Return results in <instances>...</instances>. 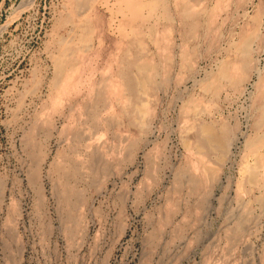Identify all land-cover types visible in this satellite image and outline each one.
I'll list each match as a JSON object with an SVG mask.
<instances>
[{
    "label": "rangeland",
    "instance_id": "1",
    "mask_svg": "<svg viewBox=\"0 0 264 264\" xmlns=\"http://www.w3.org/2000/svg\"><path fill=\"white\" fill-rule=\"evenodd\" d=\"M99 1L60 115L64 0H0V264H264V0H192L187 19L181 0H154L125 27ZM105 72L133 86L100 106L92 163L80 130Z\"/></svg>",
    "mask_w": 264,
    "mask_h": 264
},
{
    "label": "bare ground",
    "instance_id": "2",
    "mask_svg": "<svg viewBox=\"0 0 264 264\" xmlns=\"http://www.w3.org/2000/svg\"><path fill=\"white\" fill-rule=\"evenodd\" d=\"M98 0H64V6H65V9H66V18H65V23L68 24L69 26V29L67 30V32L60 36L57 40H56V49H55V52L54 54L51 56V61H52V64H53V76H52V79L50 80V88H51V92L53 93L52 96L50 97L51 98V102H52V108L53 110L57 108L60 109L58 111V113H60V115L64 112V104L62 101H60V99L63 98V92L66 90L69 89V85H70V82H71V78H72V74L75 69L74 67V61L76 59V56H78L80 54V52L84 49H87V43L88 41L90 40L89 39V35L90 37L92 36L91 34H89L90 31H88V28L87 26H89L88 24L91 22L92 20V17H93V14L91 15V13L93 12V10L96 8L95 6V3H97ZM160 2V1H159ZM158 2V3H159ZM99 4L102 6V8H106V9H109L111 12H116L117 15H120V19H116L114 18V16H112L114 19L118 20L120 26H117V27H125V25L129 24V23H133L135 20L139 19L140 18V11H142V9H152L154 7V0H100L99 1ZM160 4V3H159ZM158 4V5H159ZM198 4V3H197ZM197 4L195 5V3L192 1V0H181V2L179 3V14H181V16L185 19H187L186 15L190 16V17H193L194 14H195V8L197 6ZM161 5L162 2H161ZM160 5V6H161ZM162 7V6H161ZM163 8V7H162ZM157 9V7H156ZM155 10V9H154ZM157 11V10H156ZM148 12V11H147ZM151 12V10H150ZM154 12V11H153ZM163 12V11H162ZM144 13V12H143ZM200 13V11H199ZM156 14V13H155ZM168 14V13H167ZM113 15H116V14H113ZM144 16V15H143ZM152 16V15H151ZM155 16V15H154ZM111 17V16H110ZM94 18V17H93ZM151 18V17H149ZM148 18V22L151 21L149 20ZM156 18V17H155ZM111 19V18H109ZM193 19V18H192ZM142 20V19H141ZM146 20V19H145ZM155 20V19H154ZM136 22V21H135ZM147 22V21H146ZM260 22V21H259ZM110 25L112 23H109ZM131 25V24H129ZM138 25V24H137ZM141 25H144V24H141ZM113 26V25H112ZM4 27V26H3ZM127 27V26H126ZM138 27V26H137ZM146 27V26H145ZM4 29V28H3ZM123 29V28H122ZM92 30V29H91ZM120 30V29H119ZM126 30V29H125ZM132 31V30H131ZM152 33V32H151ZM124 34V33H123ZM134 35V34H133ZM144 35V34H143ZM150 35V34H149ZM159 35V34H158ZM120 36V35H119ZM127 36V35H126ZM145 37V36H144ZM121 38V37H120ZM149 38V37H148ZM153 38V37H152ZM118 39V38H117ZM123 39V38H122ZM127 39V38H126ZM124 41V40H123ZM152 41V40H151ZM153 44V43H152ZM151 44V45H152ZM155 44V43H154ZM89 47V46H88ZM92 47V46H91ZM153 47V46H152ZM155 48V47H153ZM152 48V49H153ZM90 49V48H89ZM248 49V47L246 48ZM238 50V49H237ZM87 51V50H86ZM142 51V49H141ZM157 51V50H156ZM183 51V50H182ZM155 53V52H154ZM157 53V52H156ZM182 52H180L181 54ZM184 54V53H183ZM154 55V54H153ZM182 55V54H181ZM180 55V56H181ZM156 56V54H155ZM184 56V55H183ZM151 57V56H150ZM157 57H158V54H157ZM156 57V58H157ZM160 59V57H158ZM181 58V57H180ZM157 61H160V60H157ZM128 63H132L131 61H127ZM149 63V62H148ZM148 63L146 62H139L138 64V68L137 70L139 69V71H141L143 74L141 76V78L139 77L137 80H136V86H138V88H142L144 89L145 87V84L144 83H147L148 81L151 80H148V76H150V71L152 72V70H155V69H152L153 67L151 65H148ZM160 63V62H159ZM154 64V63H152ZM158 65V64H157ZM160 65V64H159ZM161 66V65H160ZM160 66H157L160 68ZM163 66V65H162ZM78 67V65L76 66V68ZM136 67V66H134ZM156 68V67H155ZM158 70V69H157ZM161 70V68L159 69ZM164 71V70H163ZM227 71V70H226ZM108 72V71H107ZM107 72H105V74L103 75V77L101 78V80L99 81L98 83V86L93 88L91 91H90V94H89V98L91 101H87L88 103H86V105H84V109L86 110V128L84 127V130H80L82 136L84 137H88L87 139H90L91 142L90 143H87L86 145H82V146H86V149L89 150V148H91L93 151H92V154L90 156L91 158V161L92 163L95 162L96 160H99L97 159L98 156H97V151H95V148L99 146V139L98 137H96L97 139H94V134L97 132L96 130L99 129L100 125H101V121L103 120L102 119V114L100 113V106H106L109 102V99L107 98V93H110L111 95H116L119 91V89H121L122 86L125 85L126 88H130L132 89V84H131V80L132 78L130 77V75H128L127 73L125 74L124 73V77H123V80L117 82L116 80H109L107 77H105V75L107 74ZM155 73V72H154ZM160 73V72H159ZM166 73V72H165ZM225 74L226 72H222V74ZM158 74V73H157ZM134 75V74H133ZM167 75V73L165 74ZM240 75V74H239ZM155 76L158 77V75H156L155 73ZM163 76V75H162ZM217 76V75H216ZM215 76V77H216ZM213 77V76H212ZM211 77V78H212ZM227 77V76H226ZM225 77V78H226ZM135 78V76H134ZM155 79V77H153ZM162 78V77H161ZM214 78V77H213ZM212 78L211 82L209 80L210 83H212V81L214 82V79ZM230 78V76H229ZM50 79V78H49ZM136 79V78H135ZM170 79V78H169ZM153 81V80H152ZM155 82V80H154ZM153 82V83H154ZM201 82V81H200ZM208 82V83H209ZM48 83V82H47ZM152 83V84H153ZM157 83V82H155ZM207 83V84H208ZM210 83L208 84V86L210 85ZM151 84V86H152ZM163 84V83H162ZM158 85V84H157ZM155 86V85H154ZM206 86V87H208ZM153 87V86H152ZM260 87V86H259ZM141 89V90H142ZM143 91V90H142ZM206 91V90H205ZM79 92V91H78ZM77 92V89H76V93ZM144 92V91H143ZM142 92V93H143ZM139 93V92H138ZM141 93V92H140ZM145 93V92H144ZM48 94H49V91H48ZM46 95V94H45ZM50 95V94H49ZM139 95V94H138ZM142 96V95H141ZM144 97V96H143ZM49 98V97H47ZM85 99V98H84ZM125 99V98H124ZM145 99H147V97H145ZM127 101V100H126ZM128 102V101H127ZM187 102V101H186ZM60 103V104H59ZM126 103V102H124ZM124 103H121V104H124ZM189 103V102H188ZM193 103V102H192ZM192 103L190 104L192 109L193 108V105ZM147 105V103H145ZM144 104V105H145ZM144 105H140V106H144ZM146 105L144 107H146ZM123 106V105H122ZM109 107V106H107ZM126 107V106H124ZM135 107V106H134ZM148 107V105H147ZM263 107V106H262ZM261 107V108H262ZM51 108V109H52ZM73 106L72 104H70L68 106V111H69V114H68V117L72 116V111H73ZM183 108V107H182ZM186 108V107H185ZM198 108V107H197ZM196 108V109H197ZM200 108V107H199ZM140 109V108H139ZM45 110V109H43ZM47 110V109H46ZM58 110V109H57ZM63 110V111H62ZM102 110V109H101ZM141 110H142V107H141ZM185 110V109H184ZM191 110V109H190ZM195 110V109H194ZM151 112L150 110H147V113ZM198 111V109H197ZM46 112V111H45ZM142 112V111H141ZM140 112V114H141ZM189 112V110H188ZM143 113V112H142ZM187 113V111H186ZM45 114V113H43ZM111 114V113H110ZM113 114V113H112ZM194 114V112H193ZM82 115V114H81ZM145 115V113H144ZM143 115V116H144ZM147 115V114H146ZM146 115L144 117H146ZM197 115V114H196ZM43 116V115H41ZM40 116V117H41ZM49 116V115H48ZM75 116V115H74ZM114 117V116H113ZM41 118H44V117H41ZM40 118V119H41ZM47 120L50 118L46 117ZM111 119V116L110 118H106V121L109 122ZM37 120V119H36ZM39 120V119H38ZM82 120V119H81ZM46 122V120H44ZM37 121H35V124H36ZM53 122V121H52ZM136 122V121H135ZM41 123V122H40ZM43 123V122H42ZM83 123V122H82ZM111 123V122H110ZM44 124V123H43ZM53 124V123H52ZM80 123H78L79 125ZM143 124V122H142ZM66 125V126H65ZM65 128L68 127L69 124H65ZM77 125V124H76ZM37 126V124H36ZM35 126V128H36ZM204 126V125H203ZM33 128V127H32ZM49 128V127H48ZM80 128V127H79ZM74 129V128H73ZM77 129V127H76ZM34 130V129H33ZM79 130V129H78ZM201 130L203 131V133L205 134V136L207 137L206 140L208 141L209 144H214L216 146V148L219 150H223L224 149V145L222 143V141L217 138V135L215 134L214 130H212V128L210 127H202ZM31 131V130H30ZM34 132V131H33ZM64 132V131H63ZM78 132V131H76ZM202 133V132H201ZM30 134V132L28 133ZM34 134V133H33ZM73 134V133H72ZM27 135V134H26ZM97 136V135H96ZM34 137V136H33ZM31 137V138H33ZM64 138V137H63ZM126 138V137H125ZM81 139V137H80ZM117 139V138H116ZM237 139V138H236ZM83 140V138H82ZM122 140V139H121ZM257 140V139H256ZM29 141V140H28ZM73 140H71L70 142H72ZM78 141H79V138H78ZM249 141V140H248ZM26 142V141H25ZM30 142V141H29ZM81 142V141H80ZM28 143V142H26ZM74 143V142H73ZM251 144H254V141L253 143L250 141ZM256 143V142H255ZM188 144V143H187ZM78 145V144H76ZM246 145V144H245ZM258 145V144H257ZM252 146V145H251ZM74 147V146H73ZM72 147V148H73ZM124 147V146H123ZM122 147V148H123ZM187 147V146H186ZM189 147V146H188ZM253 147V146H252ZM260 146H258L259 148ZM75 148V147H74ZM255 148V147H253ZM33 149V148H32ZM84 149V148H83ZM82 149V150H83ZM249 149V148H248ZM85 150V149H84ZM189 150V149H188ZM258 150V149H257ZM256 150V151H257ZM70 151V150H69ZM200 151V149L198 150ZM259 151V150H258ZM257 151V152H258ZM86 152V151H85ZM253 153V152H252ZM260 154V153H259ZM77 155V154H76ZM75 155V157H76ZM81 155V154H80ZM79 155V157H81ZM102 155V153H101ZM100 155V156H101ZM262 154L259 155V157L261 156ZM99 156V158H100ZM263 156V155H262ZM73 157V156H72ZM78 157V158H79ZM102 157V156H101ZM258 157V156H257ZM58 158V156H57ZM74 158V157H73ZM77 158V157H76ZM82 158V157H81ZM80 158V159H81ZM253 158H256L255 156ZM264 158V157H263ZM103 159V158H101ZM257 159V158H256ZM70 160V159H69ZM73 160V159H72ZM106 160V159H105ZM259 160V159H258ZM58 161V159H57ZM65 161V160H64ZM71 161V160H70ZM78 161V163H80L81 161L79 160H76ZM73 163H75V161H71ZM70 162V163H71ZM99 162V161H98ZM98 162H95V163H98ZM254 162V161H252ZM57 163V162H56ZM64 163V162H63ZM69 163V162H68ZM102 163V161H101ZM62 165V164H61ZM64 166L66 164H63ZM81 165V164H80ZM258 165L260 166V164L258 163ZM257 165V166H258ZM264 165V164H263ZM96 166V165H95ZM100 166V165H99ZM70 168V167H69ZM258 168V167H257ZM77 168H75L74 170H76ZM181 169V168H180ZM185 169V168H184ZM188 169V168H187ZM73 170V169H72ZM78 170V169H77ZM250 170V169H248ZM65 171V170H64ZM80 171V169L78 170ZM84 171V170H82ZM185 171V170H184ZM188 171V170H187ZM255 171L256 173V167H254L253 169V172ZM259 171V169H258ZM86 172V171H85ZM190 172V171H189ZM80 173V172H79ZM93 173V172H92ZM186 173V172H185ZM252 173V172H251ZM253 173V175L255 174ZM261 173V172H260ZM259 173V174H260ZM182 174V173H181ZM191 174V173H190ZM196 175V174H195ZM251 175V174H250ZM197 176V175H196ZM200 176V175H199ZM248 176V175H247ZM263 176V175H261ZM256 177V176H255ZM184 178V177H183ZM194 178V177H193ZM250 178V177H249ZM254 178V177H253ZM263 179V177H262ZM251 180V178H250ZM196 181V180H194ZM258 181V179H257ZM64 182V181H63ZM262 184H263V180L261 181ZM58 183V182H57ZM193 183V181H192ZM199 183V182H198ZM195 184V183H194ZM253 184H255L253 182ZM252 184V185H253ZM186 185V184H185ZM237 185V184H236ZM238 186V185H237ZM197 187V186H196ZM235 187V186H234ZM59 188V187H58ZM238 190V189H237ZM261 190V189H260ZM259 192V191H257ZM260 195V194H258ZM58 197V196H57ZM242 197V196H241ZM256 197V196H255ZM258 197V196H257ZM65 200V199H64ZM62 202V201H61ZM243 205V204H242ZM245 205V204H244ZM239 206V204L237 205ZM241 206V205H240ZM242 209V207L240 208ZM264 209V208H263ZM238 210V209H237ZM243 210H246V209H243ZM262 210V209H261ZM242 211V210H241ZM242 213V212H240ZM254 213V212H253ZM239 214V213H238ZM244 214V213H243ZM246 214V213H245ZM258 214V213H257ZM242 215V214H241ZM248 215V214H247ZM264 215V214H263ZM255 216V215H254ZM248 220V219H247ZM231 222V221H230ZM244 222V218L243 217H239L238 218V223H237V227L238 226H241V224H243ZM252 223V222H251ZM240 229V228H239ZM242 229H244L242 227ZM234 231V230H233ZM240 231V230H238ZM243 232V231H241ZM242 235V234H241ZM243 236V235H242Z\"/></svg>",
    "mask_w": 264,
    "mask_h": 264
}]
</instances>
